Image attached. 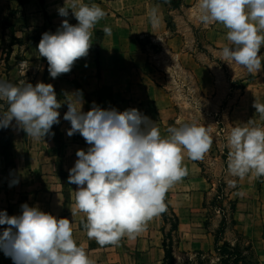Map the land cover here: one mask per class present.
<instances>
[{
    "label": "rangeland",
    "instance_id": "obj_1",
    "mask_svg": "<svg viewBox=\"0 0 264 264\" xmlns=\"http://www.w3.org/2000/svg\"><path fill=\"white\" fill-rule=\"evenodd\" d=\"M64 3L65 0H0V81L13 85L22 81L33 86L37 82L52 84L61 102L60 122L51 129L54 136L33 139L15 121L9 128H0V211L19 215L21 203H31L41 192L50 191L44 188L50 184L47 177L56 176L55 183L59 180L62 191L75 198L66 163L70 157L76 161V151H86L89 145L79 133L71 137L66 134L70 123L63 115L67 111L64 102L74 100L71 94L79 90L84 112L93 103L121 112L135 108L153 114L160 110L164 123L155 125L159 131L168 132L170 126H178V120L204 126L213 140L204 159L198 160L211 189L204 201L209 209L208 229H212L217 216L225 214L229 222L233 189H264V177L249 174L236 178L227 171V137L231 129L241 124L264 128V117L253 107L254 102L264 104V67L256 74L221 61L218 53L229 43L228 30L219 23H199L197 0H83L101 7L105 16L92 30L88 55L75 61L70 72L51 78L47 61L38 56L36 46L42 33L55 32L63 19L77 23L71 12L67 18L59 16L57 9ZM153 10L158 17L155 26L150 20ZM105 27L109 33L103 31ZM258 54L264 55V47ZM153 102H158L156 108ZM6 108V103L0 101V111ZM14 178L19 183L9 187ZM70 209H76L75 201ZM165 211L168 220L163 236L167 246L174 248L178 244L176 233ZM5 227L0 225V231ZM218 228L213 235L222 241ZM199 229L202 231L192 233H205L203 227ZM236 237L240 240L238 233ZM240 245L247 253L242 248L237 251V264H255L254 249L244 242ZM106 248L116 252L126 249V243L103 245ZM175 252V264H222L220 260H227L218 252L202 254L181 247ZM111 260L120 264L128 261L116 256Z\"/></svg>",
    "mask_w": 264,
    "mask_h": 264
},
{
    "label": "clouds",
    "instance_id": "obj_2",
    "mask_svg": "<svg viewBox=\"0 0 264 264\" xmlns=\"http://www.w3.org/2000/svg\"><path fill=\"white\" fill-rule=\"evenodd\" d=\"M67 18L55 32H44L37 44L38 56L47 61L51 78L71 71L74 62L88 55L95 25L104 16L98 5L83 0H66L57 9ZM196 19L208 26L222 24L227 31V45L218 53L221 61L235 64L249 73H258L264 64V0H197ZM155 26L158 17L150 13ZM105 33L110 29L105 27ZM66 100L63 119L70 123L66 134L79 133L89 145L77 150L78 158L68 172V183L77 186L76 209L85 213L86 235L99 245L115 244L122 237L134 238L145 230L147 222L163 213L167 190L187 175L182 165L184 154L191 160H203L213 140L204 126L176 121L169 135L162 137L159 128L135 108L117 111L102 109L93 103L81 110L82 93ZM0 128L16 126L33 139L54 136L59 124L61 102L52 84L26 81L13 85L0 81ZM256 113L264 117V104L254 102ZM227 171L231 177H264V128L244 124L234 126L227 137ZM11 180L9 187L18 184ZM234 186V181H230ZM0 251L13 264H92L85 250L73 239L71 222L21 205L19 215L0 211Z\"/></svg>",
    "mask_w": 264,
    "mask_h": 264
},
{
    "label": "crops",
    "instance_id": "obj_3",
    "mask_svg": "<svg viewBox=\"0 0 264 264\" xmlns=\"http://www.w3.org/2000/svg\"><path fill=\"white\" fill-rule=\"evenodd\" d=\"M152 104L156 108L158 102H153ZM140 112L153 121L154 126L164 123L160 110L153 111V114L145 110H141ZM153 115L155 116L153 117ZM160 134L162 137L169 135L165 131H160ZM74 162L73 158L70 157L68 159L66 164L69 169L73 167ZM182 165L186 168L187 175L170 187L165 194L168 205L178 217L175 232L178 246L176 245L173 248L174 260L175 249L177 247L202 254H216L213 233L219 227L222 219L220 216H217L216 221L215 219L213 220L212 229H208L206 217L209 209L206 207L204 201L206 195L210 193V183L202 175L198 163L189 159L186 153L184 154ZM47 179L50 184L44 185V188H48L50 191L41 192L31 203L26 204L29 207L37 206L41 211L57 218L69 219L73 229V239L78 246L85 250L92 264H120L118 260L115 263L111 260V257L114 256L127 258L126 264H163V229L165 222L162 220L160 214L149 220L145 230L134 238L125 236L119 240L121 243H126V249H118L116 252H112L108 248L103 249V246L99 245L94 239L87 237L86 228L83 225V222L86 224L84 221L86 218L85 213L70 209L75 198L71 199V196L68 197L67 193L62 191V186L58 184L59 180L58 183H55L56 176L47 177ZM69 186L76 191V185L70 184ZM230 196L234 202V208L228 215L229 222H227L228 218L226 217L222 241H219L220 243L227 242L226 244L236 252L242 248L245 254L247 251L240 244L242 242L245 245L250 244L254 249L255 264H264V189H233L230 192ZM22 204L25 203H21L20 205ZM200 227L205 229L204 234L192 233L202 231L199 229ZM236 233L239 234L240 240L236 237ZM93 242L96 249L93 248L94 245H84V243ZM248 258L249 256H247ZM249 259L252 260L251 258ZM0 264H13V261L9 256H5L3 251H0Z\"/></svg>",
    "mask_w": 264,
    "mask_h": 264
},
{
    "label": "trees",
    "instance_id": "obj_4",
    "mask_svg": "<svg viewBox=\"0 0 264 264\" xmlns=\"http://www.w3.org/2000/svg\"><path fill=\"white\" fill-rule=\"evenodd\" d=\"M200 167V169L202 170V166L200 165V163L198 161H196ZM164 204H165V208L166 210L169 212L170 214V218L172 221V229L174 231V233L176 232V228H177V223H178V217L176 216L175 212L173 211V209L168 205L167 201L164 199ZM234 208V202L231 201V210ZM162 220L166 223L168 220L167 217V212L164 211L163 213L160 214ZM226 225V216L225 214L222 216L218 231L220 234L223 233L224 228ZM166 239V238H165ZM164 239L163 241V247H164V259H163V264H175V260H174V256H173V247H168L166 240ZM218 239L217 237L215 238V251L218 252L220 254L221 257L226 256L227 260H220V263L222 264H237L239 262V258H238V253L233 250L232 248H230L226 243H223L220 246H218ZM226 250V251H225ZM224 253V254H223ZM231 258L232 261H231Z\"/></svg>",
    "mask_w": 264,
    "mask_h": 264
}]
</instances>
